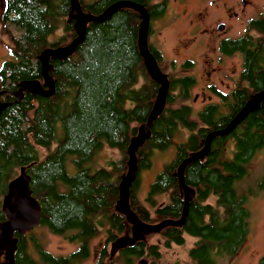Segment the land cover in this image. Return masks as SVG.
Segmentation results:
<instances>
[{
  "label": "trees",
  "instance_id": "1",
  "mask_svg": "<svg viewBox=\"0 0 264 264\" xmlns=\"http://www.w3.org/2000/svg\"><path fill=\"white\" fill-rule=\"evenodd\" d=\"M77 1L82 12L94 15L117 1H129L143 6L150 20L164 15L168 5L167 0ZM140 19L137 11L120 7L103 21L88 22L75 50L49 61L47 73L54 81V92L43 96L25 90L17 102L1 111L0 223L5 220L1 202L8 184L23 168L40 205L38 226L70 242L79 241L76 249L55 255L46 249L39 234L30 235L32 230L15 233L18 244L13 264H87L94 238L100 246L89 264H137L142 257L154 264L161 248L183 245L189 236L195 238L187 251L192 264H220L241 248L249 230V197L264 187V175L256 188L248 185L240 190L236 183L246 175V164L256 151L264 148V101L229 134L215 136L205 156L185 166L183 180L191 197L181 226L137 233L118 206L128 147L146 122L159 87L148 74L138 47ZM1 20L21 30L19 36H12L10 58L0 67V101L12 102L20 81L38 80L43 86L39 55L76 37L77 15L72 0H5ZM150 34L149 25L148 50L163 73V53L149 41ZM227 45L223 52L242 53L241 80L245 84L224 94L214 89L220 102L204 103L195 116L183 102L197 83L188 72L193 61L180 63L183 74L163 73L169 82L165 106L152 122L146 142L136 151L135 177L128 190L129 206L144 223L181 217L180 163L202 148L208 133L224 128L249 97L264 88V9ZM174 66L175 61L170 69ZM181 130L188 131L185 140L174 143L173 137ZM229 140L231 158H223V146ZM172 144L175 155L150 183L147 204L139 201L140 172L151 165L155 150ZM103 146L116 150L117 156L94 170L83 167L82 163ZM39 148L46 150L43 157ZM68 155L76 169L73 175L66 171ZM131 231L132 239L111 253L119 239ZM27 235L37 256L29 251ZM157 235L160 242L150 240Z\"/></svg>",
  "mask_w": 264,
  "mask_h": 264
},
{
  "label": "rangeland",
  "instance_id": "2",
  "mask_svg": "<svg viewBox=\"0 0 264 264\" xmlns=\"http://www.w3.org/2000/svg\"><path fill=\"white\" fill-rule=\"evenodd\" d=\"M158 1V0H155ZM247 6L245 8V15H243V6L240 4L241 0H190L188 4V17L189 19L196 18V13L205 11L208 14L209 20H218L223 21V17L226 12L229 11H238L240 13V17L249 19L257 17L264 9V0H247ZM5 0H0V62L2 60H6L10 58V49L12 47L13 41L12 36H19L21 34V30L15 26H9L11 32H9V28L5 27L1 20V11L4 7ZM174 1H168L167 9L159 18H155L150 20L151 27L155 26L156 29L161 31V35L158 39H155V43L157 46H161L164 54L165 63L162 64L163 73L165 75L169 74H183L180 71V63L189 58L193 61V70L191 71L192 75L194 74L197 79L196 85L190 90V96L188 99L184 100V103H187L192 108L191 116H195L198 111L202 109L203 104L206 102H215L216 99L210 92L207 91V94L202 93V87L205 83L212 82L215 83L219 88L224 89L225 91L229 90L233 84V70L236 68H240V64L238 66V61H240V56H232L230 58H225L220 63V70L211 71L210 67L215 66V64L208 65L204 61L209 60L208 56H205V52H207L206 48L200 47L196 48L191 54H187L186 51L179 50L177 47V42L179 38H183L188 36L187 25L182 21V23H170L167 24L166 21L170 16V12L179 14L180 10H174ZM167 11L169 13H167ZM167 13V14H166ZM238 14V13H237ZM239 16V14H238ZM155 21V22H154ZM211 21V23H212ZM196 28L202 27V22H195ZM230 24V35L233 37H238L242 35L247 27L248 21L246 20L242 24V19L240 18L237 22L229 21ZM149 32V30H148ZM253 33V32H252ZM204 36H206V33ZM216 34V32H214ZM155 36H157L155 34ZM205 38L201 37L200 39ZM149 41H153L152 33L149 36ZM158 42V43H157ZM161 43V44H159ZM155 44V45H156ZM163 44V45H162ZM208 53V52H207ZM209 57H213L216 59V56L212 53H208ZM239 54V53H238ZM175 61V66L170 69L168 66V61ZM206 72H209V76H207ZM190 74V73H188ZM211 81H210V80ZM219 79L224 80V84L219 85ZM215 81V82H214ZM211 99V100H209ZM187 130H181L179 134H176L173 137V142H182L185 140ZM41 152V157L44 156L46 150L43 148H39ZM231 142L226 141L223 146L222 155L223 158H230L231 156ZM175 155V144H172L168 148L164 150H155L153 153V157L151 159V165L143 169L140 172V180L138 189L136 190V197L139 201L147 204L145 200V196L147 195V191L150 183L155 178L156 174L163 168L166 162H169ZM117 151L114 149H110L106 146H103L100 150H97L93 157L90 160H87L82 163L83 167H89L91 170H94L100 166H106L107 162L110 158L116 157ZM66 171L69 175H73L76 171L73 163L72 156L68 155L65 161ZM247 173L242 180L236 183L240 190H244L248 185L255 186L257 180L264 174V149L257 151V153L251 158L246 164ZM248 207L250 210V232L249 239L246 240L245 244L238 250L236 254L230 256L228 258H223L220 264H257L256 257L250 254V251L253 248H257L259 252H264V246L261 244L255 243L260 238V235L264 231V188L254 196L250 197L248 202ZM152 210V208H150ZM39 234L41 236L45 247L47 250L51 251L55 255H64L69 253L70 251L76 249L79 246V241L70 242L69 240L63 238L62 236L53 234L48 230V228L43 226H35L30 235ZM133 232L126 236L123 235L122 238L113 246L111 249V253H115L116 249L122 242H126L132 239ZM30 235L25 236L28 245L29 251L37 256L32 246L30 244L31 238ZM151 241L160 242V237L153 236L150 239ZM194 237H187L186 241L183 245H171L169 248H161L160 257L155 260L154 264H192L187 251L193 245ZM99 245V241L97 238L91 241V256L87 260V264L91 263L93 260L92 254L97 252ZM142 261V264H150V258L142 257L139 259ZM138 260V261H139Z\"/></svg>",
  "mask_w": 264,
  "mask_h": 264
},
{
  "label": "water",
  "instance_id": "3",
  "mask_svg": "<svg viewBox=\"0 0 264 264\" xmlns=\"http://www.w3.org/2000/svg\"><path fill=\"white\" fill-rule=\"evenodd\" d=\"M76 9L77 23H76V37L67 45L47 48L39 55L42 64L43 87L38 80H24L20 81L18 89L14 92L16 99L12 102L0 101V113L10 103L17 102L22 92L27 90L31 93H37L43 96H49L54 91V82L51 76L47 73L49 59H59L71 54L76 46L83 40L85 28L90 21H103L107 19L119 7L127 6L139 12L141 19L138 28V47L144 59V64L147 68L148 74L151 79L159 84L156 97L153 102L152 109L146 119V122L139 128L138 133L135 135L128 147V164L126 173L120 180V195L118 206L122 213L125 215L128 223L137 231V233H157L166 226H181L184 223L187 214L188 202L190 200V190L183 180V171L185 166L202 158L206 155L211 140L215 136H226L235 126H237L246 116L253 110L257 109L260 102L264 100V88L256 92L253 97L236 113L230 122L221 129H217L208 133L204 139L201 149L186 157L177 169V177L179 187L183 192L184 206L183 213L179 219H165L155 224H147L139 220L129 206V187L133 181L136 168V150L141 147L150 133L152 122L163 111L166 95L168 92L169 82L167 77L161 72L155 58L148 50L147 36L150 25V17L146 9L138 4L129 1H117L109 5L101 14L94 15L91 13H84L80 10L77 0H72ZM223 25L219 26L221 29ZM29 176L25 173L24 169L10 181L8 190L2 199V210L5 213V220L0 223V257L4 254L5 260L0 261V264H13L14 252L17 249V237L15 233L24 234L30 231L33 227L40 224L41 209L38 201L33 197L29 187ZM137 264H142L138 261Z\"/></svg>",
  "mask_w": 264,
  "mask_h": 264
},
{
  "label": "flooded vegetation",
  "instance_id": "4",
  "mask_svg": "<svg viewBox=\"0 0 264 264\" xmlns=\"http://www.w3.org/2000/svg\"><path fill=\"white\" fill-rule=\"evenodd\" d=\"M168 1L170 2L171 0H167V2ZM172 1H174V5H175L174 10L179 9L180 10V13L179 14H177V13L173 14L172 13V10H171L170 16L166 20V21L169 20L167 22V24H170V23H173V22H175V23H182V21H183L185 23V25H187L186 28H187V31H188V36H185L183 38H179L178 39L177 47H179V50L180 51L181 50L186 51L187 54L189 55L196 48H200V47L206 48V50H207L208 53H212V54H214L216 56V59H214L213 57H209V54L207 52H205V56L206 57L208 56L209 60H208V62L207 61H204V62L205 63H208L209 66L212 65V64H215V66H211L210 67V70L211 71H218V70H220V63L225 58H230L232 56H236V57H239L240 56V61H238V66L240 64V68H236V69L233 70V75H232L233 76V84H232V87L229 90L225 91L224 89L219 88L220 86L218 87L215 83H213V81L212 82L205 83L203 85V87H202V93L207 94V91H208L211 94H213V96L216 99V102H220V97L217 96V95H214V93L212 92L214 89H216L219 93L224 94L225 92L231 91L238 84H241V85H244L245 84L244 81L241 80V72L243 70V66H242V62H243L242 53L240 51H238V50H234V51H232L230 53H226V52H223L222 51V47L228 46L227 44H230V41L236 38V37H233V36L230 35V24H229V21H231V22L234 21V22H237L238 23V20L241 18L242 19V24H243L246 20L249 23V21L251 19H253V18L249 19L248 16L246 18H244L243 16L240 17V13L238 11H229V12H226V14L224 15L223 21H218V20L212 21V20H209L208 19L207 12L202 11V13L201 12H197L196 13V18L189 19V17H188V4H189V1L190 0H172ZM247 2H248L247 0H241V2H240V4L243 6V8H242L243 11H244L243 12V15H245V13H246L245 8L247 6ZM4 4H5V2H4ZM2 11H3V9H2ZM2 11H1V14H2ZM167 13H169V12L167 11ZM237 13L239 14V16H238ZM152 19L155 20V18H152ZM197 21L198 22H202V27L201 28H196L195 27L196 24H194V23L197 22ZM211 21H212V23H211ZM2 24L5 27L9 28V32H11L10 27L7 24H4V23H2ZM220 25H223V27L221 29H219V26ZM150 30H151V33L153 35V41H154L152 43L155 45L156 44L155 43V39H158L159 38V36L161 35V31L158 30V29H156L155 26L151 27V25H150ZM214 32H216V34H214ZM203 33H206V36H204L205 34H203ZM155 34L157 36H155ZM201 37H205V38L200 39ZM159 44H161V43H159ZM154 47H157L163 53V50H162L161 46H157V44H156V46H154ZM186 59H189V58H186ZM3 61L4 60H2L0 62V67H1ZM173 61H174V59L167 62L169 67L171 66V64H172ZM163 63H165V61H164V54H163V62H162V64ZM192 70H193V68H191L188 72H191ZM206 74H207V76H209V72H206ZM222 84H224V80L223 79H219V85H222ZM0 93H2V91H0ZM255 93L256 92H254L249 98L251 99ZM209 100H211V99H209ZM263 101L264 100H262L261 102H263ZM263 149L264 148H262L260 150H263ZM260 150H258V151H260ZM256 153H257V151H256ZM263 175L264 174H262L261 177ZM260 178L257 180V182L260 180ZM256 185H257V183L255 184V186H252V185H249V186L252 187V188H256ZM263 188L258 189L255 192V194H257L258 191L260 192ZM255 194L251 195L250 197L254 196ZM250 197H249V199H250ZM249 220H250V217H249ZM249 224H250V222H249ZM249 232H250V227H249L248 233L246 235V238H245L243 244H245L246 240L249 239V237H250ZM255 243L261 244V245L264 246V231L260 235L259 240L258 241H255ZM99 246H100V243L98 245V249H99ZM98 249H97V252L96 253H93L92 254L93 255V259L97 257ZM250 254L252 256L256 257L257 264H260L261 259H264V252H259V250L257 248H253L250 251ZM4 260H5V255L3 254L0 257V261L3 262Z\"/></svg>",
  "mask_w": 264,
  "mask_h": 264
},
{
  "label": "bare ground",
  "instance_id": "5",
  "mask_svg": "<svg viewBox=\"0 0 264 264\" xmlns=\"http://www.w3.org/2000/svg\"><path fill=\"white\" fill-rule=\"evenodd\" d=\"M122 7H127V6H122ZM120 8V7H119ZM128 8H130V7H128ZM133 9V8H132ZM133 10H135V9H133ZM136 11V10H135ZM137 13H139L138 11H137ZM140 15V14H139ZM141 17V16H140ZM91 22V21H90ZM148 44V43H147ZM141 53V52H140ZM143 58V57H142ZM50 59H52V58H50ZM50 59H49V61H50ZM144 60V59H143ZM41 62V61H40ZM148 72V71H147ZM44 79V78H43ZM54 82V81H53ZM156 82V81H155ZM158 84V83H157ZM41 87H43V86H41ZM24 92V91H23ZM23 92H22V94H23ZM54 92V91H53ZM13 95L15 96V94L13 93ZM22 96V95H21ZM50 96V95H49ZM166 97H167V95H166ZM21 98V97H20ZM15 99H16V96H15ZM212 141V140H211ZM146 142V141H145ZM137 151V150H136ZM134 177H135V175H134ZM133 180H134V178H133ZM132 183V182H131ZM36 199V198H35ZM2 203V202H1ZM17 244H18V241H17Z\"/></svg>",
  "mask_w": 264,
  "mask_h": 264
}]
</instances>
